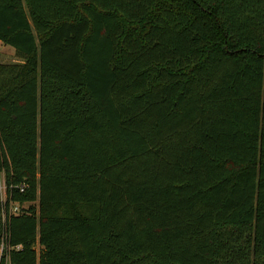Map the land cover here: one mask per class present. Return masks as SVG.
I'll use <instances>...</instances> for the list:
<instances>
[{
    "label": "trees",
    "instance_id": "obj_1",
    "mask_svg": "<svg viewBox=\"0 0 264 264\" xmlns=\"http://www.w3.org/2000/svg\"><path fill=\"white\" fill-rule=\"evenodd\" d=\"M0 45V264H264V0H0Z\"/></svg>",
    "mask_w": 264,
    "mask_h": 264
},
{
    "label": "rangeland",
    "instance_id": "obj_2",
    "mask_svg": "<svg viewBox=\"0 0 264 264\" xmlns=\"http://www.w3.org/2000/svg\"><path fill=\"white\" fill-rule=\"evenodd\" d=\"M0 63H16V64H20L21 61L18 60L17 58H15L14 54H13V50L9 47H3L0 45ZM2 184V175L0 173V185ZM2 187V185L0 186ZM2 192V190L0 191ZM29 204H22L21 208L22 209H26L27 206ZM17 208L19 209L18 205Z\"/></svg>",
    "mask_w": 264,
    "mask_h": 264
},
{
    "label": "built area",
    "instance_id": "obj_3",
    "mask_svg": "<svg viewBox=\"0 0 264 264\" xmlns=\"http://www.w3.org/2000/svg\"><path fill=\"white\" fill-rule=\"evenodd\" d=\"M2 187H0V191L2 190V192H0V201H4V186H3V182H2ZM0 185V186H1ZM17 189V191L19 193H23L26 189V186L24 185H19L17 187H15ZM10 213L11 214H14L16 215L18 213V208H17V205L13 204V205H10ZM0 254H1V247H0Z\"/></svg>",
    "mask_w": 264,
    "mask_h": 264
},
{
    "label": "crops",
    "instance_id": "obj_4",
    "mask_svg": "<svg viewBox=\"0 0 264 264\" xmlns=\"http://www.w3.org/2000/svg\"><path fill=\"white\" fill-rule=\"evenodd\" d=\"M4 47V46H3Z\"/></svg>",
    "mask_w": 264,
    "mask_h": 264
}]
</instances>
